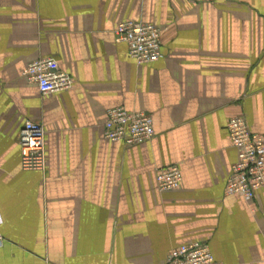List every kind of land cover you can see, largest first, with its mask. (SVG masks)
<instances>
[{"label":"crops","instance_id":"crops-1","mask_svg":"<svg viewBox=\"0 0 264 264\" xmlns=\"http://www.w3.org/2000/svg\"><path fill=\"white\" fill-rule=\"evenodd\" d=\"M159 26L163 55L137 65L115 30ZM74 80L42 95L28 66ZM152 116L156 137L104 138L108 112ZM264 135V0H0V264H164L208 242L217 264H264V188L228 195L229 123ZM46 130L47 169L24 171L20 132ZM179 166V189L158 174Z\"/></svg>","mask_w":264,"mask_h":264},{"label":"built area","instance_id":"built-area-1","mask_svg":"<svg viewBox=\"0 0 264 264\" xmlns=\"http://www.w3.org/2000/svg\"><path fill=\"white\" fill-rule=\"evenodd\" d=\"M162 37L163 31L159 26L131 20L121 22L115 30L116 42L127 45L129 57L139 66L157 63L164 57ZM25 75L30 83L37 85L42 95L67 92L74 86L73 78L59 71L53 58L31 63ZM228 132L233 146L239 150V160L233 167L227 193L239 194L251 203L256 192L264 188V135L254 133L245 118L232 120ZM155 137L151 115L130 113L123 107L108 112L104 125L106 140L136 147L151 142ZM19 142L23 170L45 172L47 156L44 127L26 122L20 132ZM157 180L160 192L165 193L179 189L183 175L180 167L175 165L161 169ZM164 264L217 263L208 242L201 241L173 250Z\"/></svg>","mask_w":264,"mask_h":264}]
</instances>
